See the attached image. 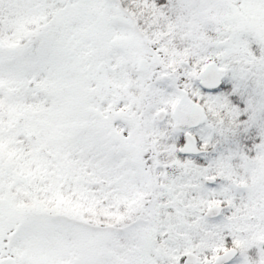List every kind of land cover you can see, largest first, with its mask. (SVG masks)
Returning <instances> with one entry per match:
<instances>
[{"label":"snow or ice","instance_id":"obj_1","mask_svg":"<svg viewBox=\"0 0 264 264\" xmlns=\"http://www.w3.org/2000/svg\"><path fill=\"white\" fill-rule=\"evenodd\" d=\"M0 264H264V0H0Z\"/></svg>","mask_w":264,"mask_h":264}]
</instances>
